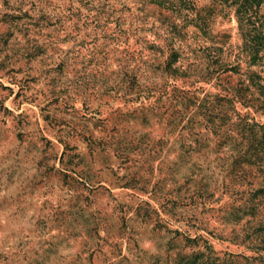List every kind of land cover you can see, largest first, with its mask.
Instances as JSON below:
<instances>
[{
    "label": "rangeland",
    "instance_id": "rangeland-1",
    "mask_svg": "<svg viewBox=\"0 0 264 264\" xmlns=\"http://www.w3.org/2000/svg\"><path fill=\"white\" fill-rule=\"evenodd\" d=\"M264 0H0V264H264Z\"/></svg>",
    "mask_w": 264,
    "mask_h": 264
},
{
    "label": "trees",
    "instance_id": "trees-1",
    "mask_svg": "<svg viewBox=\"0 0 264 264\" xmlns=\"http://www.w3.org/2000/svg\"><path fill=\"white\" fill-rule=\"evenodd\" d=\"M261 104L264 106V98L261 101ZM196 258L197 257H195L194 260H190V261L186 262L185 264H217L216 258L212 261L210 258L206 257V259L203 260L202 262H199L198 259H196ZM261 258H263V260H264V257H261Z\"/></svg>",
    "mask_w": 264,
    "mask_h": 264
}]
</instances>
